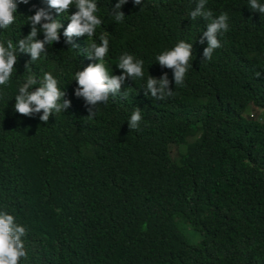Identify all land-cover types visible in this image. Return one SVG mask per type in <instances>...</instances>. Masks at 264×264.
Here are the masks:
<instances>
[{"label": "trees", "instance_id": "obj_1", "mask_svg": "<svg viewBox=\"0 0 264 264\" xmlns=\"http://www.w3.org/2000/svg\"><path fill=\"white\" fill-rule=\"evenodd\" d=\"M96 2L103 24L93 40L108 33L109 75L124 74L117 65L128 53L143 60V79L126 80L86 118L75 73L98 61L87 58V36L66 43L73 5L50 10L63 25L59 42L34 63L17 49V71L0 86V212L26 228L19 264H264V15L249 0H207L229 29L205 60L208 21L190 16L199 0H128L121 23L112 15L119 0ZM38 8L48 10L47 0L18 3L0 42L26 38ZM180 41L193 45L192 67L176 87L156 57ZM44 72L71 102L47 124L42 112L14 107L27 75ZM165 74L175 94L159 101L145 86ZM136 108L142 120L131 130Z\"/></svg>", "mask_w": 264, "mask_h": 264}, {"label": "clouds", "instance_id": "obj_2", "mask_svg": "<svg viewBox=\"0 0 264 264\" xmlns=\"http://www.w3.org/2000/svg\"><path fill=\"white\" fill-rule=\"evenodd\" d=\"M29 0H0V29H8L15 22L19 4H27ZM128 3V0H119L112 13L117 23L124 21L125 15L120 9ZM136 5H141L142 0H134ZM207 0H199L194 11H191L192 20L203 17L208 21L207 30L203 37L207 40L208 47L204 50V59L210 60L215 50L222 47L218 37L228 31V15L222 13L213 18L210 10H205ZM48 10L38 8L35 15L29 16L28 23L31 25L30 34L23 39H19L14 45L11 39L0 42V86H4L12 78L13 72L17 71L18 63L17 49L31 56V62L40 60L45 54L46 45H52L60 40V29L63 27L59 19L53 18L50 10H55L57 14L69 13L74 7L77 11L67 15L70 23L63 35L67 44H73V37L87 36V58L94 59L98 63L89 65L75 73L74 81L79 85L75 95L83 97L88 105L91 119L96 115L97 106L107 103L112 95L120 93L122 85L131 78L136 81L143 79V60H137L131 54L124 53L119 57L118 68L123 70V75H109L105 66V58L109 51L108 33L103 32L99 36L100 43H96L93 37L96 30L103 24V21L96 15L98 4L96 0H47ZM249 7L253 12L264 15V4L259 0H249ZM39 26V28H38ZM43 32L44 39L38 40L39 32ZM200 43H204L201 39ZM76 46L74 45V48ZM73 48V49H74ZM193 55V45L180 41L173 49L163 52L156 57L157 62L162 67L172 69L176 87L184 85L186 74L192 65L190 60ZM27 73L31 71V64L25 66ZM262 73L257 72V78ZM36 85H39L38 87ZM171 81L167 74L157 80L149 75L146 82V94L151 93V97L163 101L174 96V91L170 87ZM35 88V90H33ZM128 89H131L129 87ZM128 91L124 96L127 98ZM66 93L58 87V80L50 72H44L41 78L34 74L27 75V78L20 84L18 94L15 96V111L22 116L32 117L35 114L43 113L40 117L42 123L47 124L54 113H60L71 107V102L64 99ZM142 120V112L139 108L131 114L128 125L131 130H136ZM26 236V228L16 223L15 217L7 212H0V264H19L22 258L27 257L25 244L22 237Z\"/></svg>", "mask_w": 264, "mask_h": 264}, {"label": "rangeland", "instance_id": "obj_3", "mask_svg": "<svg viewBox=\"0 0 264 264\" xmlns=\"http://www.w3.org/2000/svg\"><path fill=\"white\" fill-rule=\"evenodd\" d=\"M259 113H261V112H259ZM260 116H261V117H260L259 120H263V121H264V114L261 113ZM173 154H174V152H173Z\"/></svg>", "mask_w": 264, "mask_h": 264}]
</instances>
